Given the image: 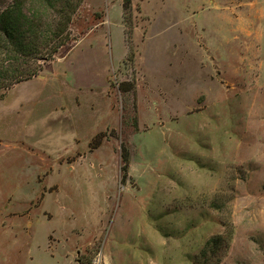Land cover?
Segmentation results:
<instances>
[{"label": "rangeland", "instance_id": "1", "mask_svg": "<svg viewBox=\"0 0 264 264\" xmlns=\"http://www.w3.org/2000/svg\"><path fill=\"white\" fill-rule=\"evenodd\" d=\"M70 33L0 89V264H264V0H84Z\"/></svg>", "mask_w": 264, "mask_h": 264}, {"label": "trees", "instance_id": "2", "mask_svg": "<svg viewBox=\"0 0 264 264\" xmlns=\"http://www.w3.org/2000/svg\"><path fill=\"white\" fill-rule=\"evenodd\" d=\"M31 2L33 10L26 7ZM84 0H12L0 9V89L38 74L31 69V61L51 60L70 39V24ZM132 0H124V9L131 7ZM31 4V5H32ZM41 8H37L36 5ZM53 15L52 22L48 17ZM44 18L47 21L44 22ZM8 63L6 65V63ZM41 67V66H40ZM123 91H134L135 84ZM102 139L91 145L98 147ZM123 178L126 179L130 155L122 153ZM215 238L211 242H214Z\"/></svg>", "mask_w": 264, "mask_h": 264}]
</instances>
